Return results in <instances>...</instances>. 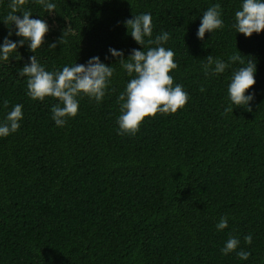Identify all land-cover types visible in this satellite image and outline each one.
<instances>
[{"label":"trees","instance_id":"trees-1","mask_svg":"<svg viewBox=\"0 0 264 264\" xmlns=\"http://www.w3.org/2000/svg\"><path fill=\"white\" fill-rule=\"evenodd\" d=\"M49 2L55 13L36 0L23 6L49 25L44 45L33 53L25 42L21 59L0 60V125L23 106L18 131L0 137V264H264V32L237 33L243 0ZM10 3L0 0V45L22 39L15 25L9 36L3 21ZM217 3L224 27L201 40L203 13ZM144 13L152 16V39L170 34L162 44L175 53L178 68L170 75L189 100L122 135L118 97L133 77L109 49L127 59L132 49L156 47L148 37L145 48L138 44L125 26ZM67 27L68 43L59 44ZM234 54L245 63L231 62ZM34 55L50 72L98 56L114 69L104 99L79 95L76 117L57 127L52 107L59 101L32 100L27 77L19 76ZM209 55L228 64L223 73L205 75ZM249 60L256 84L246 95L254 99L225 112L233 74ZM225 216L228 227L220 231ZM230 236L240 244L224 255ZM241 250L251 253L247 260Z\"/></svg>","mask_w":264,"mask_h":264},{"label":"clouds","instance_id":"clouds-1","mask_svg":"<svg viewBox=\"0 0 264 264\" xmlns=\"http://www.w3.org/2000/svg\"><path fill=\"white\" fill-rule=\"evenodd\" d=\"M43 6L47 14L56 12V5L49 0H36ZM27 0H11L9 8L11 11L4 17L3 21L9 26V36L12 35L11 27L15 25V34L22 39L17 43L5 38L0 45V60L9 61L15 54L17 59H21L18 48L23 47L25 42L33 53L41 48L45 43V36L49 32V25L41 19H33L31 11L23 10ZM221 5L219 3L209 7L204 13L201 24L198 28L197 36L203 40L208 32L214 33L217 29L224 27L221 18ZM17 13H22L23 17ZM236 24L234 27L237 33L246 37H251L253 33L264 32V0H243L241 10L235 13ZM125 26L129 30L131 37L145 48V37H148V45L155 44L156 47H149L148 50L140 51L132 49V54L124 59L123 51L110 48L113 57H116L119 64L127 71L130 81L126 89L118 97L121 115L118 117L120 134L135 135L139 132L141 124L146 118H155L157 114H175L184 108L188 103L189 96L184 91L183 86L174 85V78L170 73L178 68L174 60L175 53L171 49L162 46L168 42L170 34L163 32L152 39L153 23L151 13L135 15L134 19L125 21ZM70 28L63 30L58 43L65 45L68 43L67 37ZM57 43H52L49 48L56 49ZM231 62L239 61L244 64L240 54L229 57ZM203 65L205 75L221 74L228 67L224 61L214 58L212 55L206 57ZM257 71L254 61L249 60L245 67H240L231 79L228 86V94L231 101L225 112L233 111L231 105L236 107L249 105L254 99L252 95H246L247 91L256 84L255 73ZM114 69L100 61V58L92 57L87 65L76 63L73 66H64L62 71H46L37 56L30 57V64L19 70L20 77H27V95L34 101H45L47 97L55 98L58 104L52 107V119L57 127H64L69 118H75L79 110L77 97L81 94L101 102L109 87ZM201 91H205L201 88ZM63 105V106H61ZM8 106V101H4V107ZM251 109V108H249ZM23 119V106L16 104L7 114L5 122L0 125V137H7L15 133L20 128V121ZM222 231L228 227V218L222 217L216 225ZM245 242L252 244V235L244 237ZM240 241L236 237L230 236L225 247L221 249L222 254L236 252ZM237 255L242 260H247L251 253L239 251Z\"/></svg>","mask_w":264,"mask_h":264}]
</instances>
